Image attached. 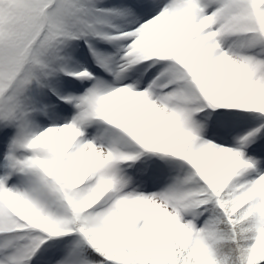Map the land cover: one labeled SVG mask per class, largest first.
<instances>
[{
    "label": "snow or ice",
    "instance_id": "1",
    "mask_svg": "<svg viewBox=\"0 0 264 264\" xmlns=\"http://www.w3.org/2000/svg\"><path fill=\"white\" fill-rule=\"evenodd\" d=\"M0 264H264V0H0Z\"/></svg>",
    "mask_w": 264,
    "mask_h": 264
}]
</instances>
